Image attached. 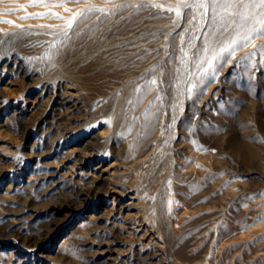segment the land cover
Wrapping results in <instances>:
<instances>
[{"label":"rangeland","instance_id":"rangeland-1","mask_svg":"<svg viewBox=\"0 0 264 264\" xmlns=\"http://www.w3.org/2000/svg\"><path fill=\"white\" fill-rule=\"evenodd\" d=\"M202 2L0 35V264H264V3Z\"/></svg>","mask_w":264,"mask_h":264},{"label":"bare ground","instance_id":"bare-ground-1","mask_svg":"<svg viewBox=\"0 0 264 264\" xmlns=\"http://www.w3.org/2000/svg\"><path fill=\"white\" fill-rule=\"evenodd\" d=\"M167 1L169 0H0V35L28 32L42 37L54 30L68 29L69 20L72 21V27L76 19L88 12L95 18L101 15L114 18L116 15L124 16L123 11L119 10L128 5L134 6L138 2L154 5Z\"/></svg>","mask_w":264,"mask_h":264},{"label":"snow or ice","instance_id":"snow-or-ice-1","mask_svg":"<svg viewBox=\"0 0 264 264\" xmlns=\"http://www.w3.org/2000/svg\"><path fill=\"white\" fill-rule=\"evenodd\" d=\"M67 2H79V0H67ZM231 3H239L241 6H243V4H244V0H231ZM261 3H264V0H261ZM54 7H62V5H53ZM190 6V5H189ZM200 6H203V2H202V0H201V3H200ZM180 13L179 12H177V15H179ZM75 17H73V19H74ZM10 23V22H9ZM71 23H72V21L71 20H69L68 21V25H69V27H71ZM261 23H264V21H261Z\"/></svg>","mask_w":264,"mask_h":264}]
</instances>
